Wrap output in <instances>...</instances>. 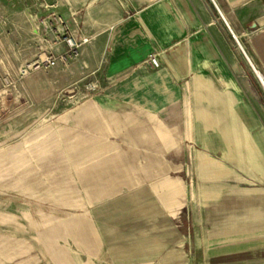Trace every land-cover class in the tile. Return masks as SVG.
Instances as JSON below:
<instances>
[{
    "label": "rangeland",
    "instance_id": "374dc122",
    "mask_svg": "<svg viewBox=\"0 0 264 264\" xmlns=\"http://www.w3.org/2000/svg\"><path fill=\"white\" fill-rule=\"evenodd\" d=\"M148 1L0 0V264H112L140 248L201 256L214 232L234 223L245 234L264 220V205L230 201L264 193V86L213 2L248 73L244 102L196 98L189 81L144 82L141 70L109 72L119 25ZM228 103L248 107L259 162L225 131ZM140 124L167 139L130 138ZM169 178L182 184L180 203L164 194ZM214 185L224 186L206 195Z\"/></svg>",
    "mask_w": 264,
    "mask_h": 264
},
{
    "label": "crops",
    "instance_id": "0c3cea01",
    "mask_svg": "<svg viewBox=\"0 0 264 264\" xmlns=\"http://www.w3.org/2000/svg\"><path fill=\"white\" fill-rule=\"evenodd\" d=\"M212 2L230 32L234 33V37L239 36L242 51L250 65L252 62L264 75V0H149L119 25L110 54L109 72L123 76L141 70L146 77L144 82L153 81L162 85L169 80L189 81L194 83L196 98L203 99L215 94L220 98L233 99L234 103L244 102L250 86L248 73ZM242 37L246 39V45L242 44ZM155 52H161L160 69L142 72L143 66L148 63L146 60ZM204 85L210 94H204ZM228 105L235 116L226 122L225 131L236 134L233 142L239 151L245 150V146L249 159L259 162L258 151L250 139L249 126L242 118L244 113H250L248 107L238 105L235 109L232 103ZM225 110L228 112V109ZM203 113L208 127L215 119L209 111ZM134 130L137 132L131 133L130 138H137L147 146L168 137H161V131L146 124H140L131 131ZM222 154L228 158L225 150ZM223 186L214 185L207 188L205 193L217 195ZM230 191L234 192L231 188ZM261 192V197L255 199L240 192L239 198L232 197L230 201L243 204L249 212L258 211L264 205V193ZM233 225L231 223V229L223 232H214V237L209 238L210 245L201 251V256L193 255L185 248H140L127 254L131 257L130 261L113 260L112 264H264V232H259L264 229V220L260 226L258 222L245 226L260 228L257 229L259 231L253 229L245 234H235ZM170 236L165 235L157 240L170 241ZM104 237L105 242L126 241L119 234H105ZM187 240L186 235L177 237L181 243Z\"/></svg>",
    "mask_w": 264,
    "mask_h": 264
},
{
    "label": "bare ground",
    "instance_id": "6f19581e",
    "mask_svg": "<svg viewBox=\"0 0 264 264\" xmlns=\"http://www.w3.org/2000/svg\"><path fill=\"white\" fill-rule=\"evenodd\" d=\"M236 33V32H235ZM234 34V33H233ZM237 34V33H236ZM238 35V34H237ZM236 36V35H235ZM239 37V36H238ZM242 46V45H241ZM242 48V47H241ZM248 58V57H247ZM250 59V58H249ZM204 157V156H203ZM207 161V160H205ZM208 163H210L209 161H207ZM213 164V163H212ZM218 165V164H217ZM216 165V166H217ZM220 166L218 165V168ZM216 168V167H215ZM222 168V167H220ZM225 168V167H224ZM224 170V169H223ZM226 170V169H225ZM227 171V170H226ZM225 171V172H226ZM206 172V171H205ZM224 171H220V169H217V170H214V175L216 177H221L222 175H224L225 173ZM212 173V172H211ZM180 178V177H179ZM181 179V178H180ZM164 183V187L166 188V191L164 194H166V198L169 200V201H173V202H182L180 196L182 195V184L181 182L178 180V179H173V178H169L167 179ZM218 190V189H217ZM163 198V197H162ZM173 204V203H172ZM177 205V204H176ZM174 217V216H173ZM264 219V217H263ZM248 220V219H247ZM246 221V219H245ZM237 223V222H236ZM246 226V225H245ZM237 228V227H236ZM259 228V227H258ZM244 231H251L253 230V227H245L243 228ZM233 231V230H232ZM236 232H239L236 230ZM224 235V234H223ZM18 242V241H17ZM37 256V255H36ZM89 257V256H88ZM89 263V262H88Z\"/></svg>",
    "mask_w": 264,
    "mask_h": 264
},
{
    "label": "built area",
    "instance_id": "2783aa9c",
    "mask_svg": "<svg viewBox=\"0 0 264 264\" xmlns=\"http://www.w3.org/2000/svg\"><path fill=\"white\" fill-rule=\"evenodd\" d=\"M235 38H236L237 42L239 43L240 47H242L238 37L235 36ZM146 62H148V63H150V64H152L154 66H160L161 52H155V53L151 54L149 56V58L146 60Z\"/></svg>",
    "mask_w": 264,
    "mask_h": 264
},
{
    "label": "water",
    "instance_id": "95a60500",
    "mask_svg": "<svg viewBox=\"0 0 264 264\" xmlns=\"http://www.w3.org/2000/svg\"><path fill=\"white\" fill-rule=\"evenodd\" d=\"M251 64H252L253 68L255 69L256 73L258 74V76H259V78H260V80H261V82H262V84L264 86V75L258 69L255 68V66H254V64L252 62H251Z\"/></svg>",
    "mask_w": 264,
    "mask_h": 264
}]
</instances>
